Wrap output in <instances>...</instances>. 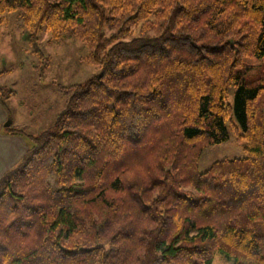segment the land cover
Masks as SVG:
<instances>
[{
	"label": "trees",
	"instance_id": "1",
	"mask_svg": "<svg viewBox=\"0 0 264 264\" xmlns=\"http://www.w3.org/2000/svg\"><path fill=\"white\" fill-rule=\"evenodd\" d=\"M9 11L31 52L67 34L99 71L60 86L1 176L0 264H264V0H0V25ZM230 132L244 154L200 170Z\"/></svg>",
	"mask_w": 264,
	"mask_h": 264
},
{
	"label": "rangeland",
	"instance_id": "2",
	"mask_svg": "<svg viewBox=\"0 0 264 264\" xmlns=\"http://www.w3.org/2000/svg\"><path fill=\"white\" fill-rule=\"evenodd\" d=\"M0 25V84L13 89L7 110L14 117L10 125L21 133H36L48 127L64 106L68 94L60 86L82 82L97 74L99 68L86 63L82 57L86 47L75 37L64 35L60 40L49 39L47 32L39 38L40 52L29 49L27 32L21 21V12H4ZM49 39V40H48ZM232 93L229 94V100ZM7 104V105H8ZM29 141V140H28ZM243 150L234 133L218 144L206 147L198 161L200 170L223 157H241ZM212 264H232L219 252Z\"/></svg>",
	"mask_w": 264,
	"mask_h": 264
},
{
	"label": "crops",
	"instance_id": "3",
	"mask_svg": "<svg viewBox=\"0 0 264 264\" xmlns=\"http://www.w3.org/2000/svg\"><path fill=\"white\" fill-rule=\"evenodd\" d=\"M11 98L12 95L7 100L9 101ZM7 106H10V104ZM8 119L11 120V123L14 122L12 114L0 103V178L5 171L21 159L29 143L28 137L21 132H13L7 129L8 126L4 124Z\"/></svg>",
	"mask_w": 264,
	"mask_h": 264
},
{
	"label": "water",
	"instance_id": "4",
	"mask_svg": "<svg viewBox=\"0 0 264 264\" xmlns=\"http://www.w3.org/2000/svg\"><path fill=\"white\" fill-rule=\"evenodd\" d=\"M230 42L232 43V40L230 39ZM10 123H11V120L10 119H8L6 122H5V124L4 125H6V126H9L10 125Z\"/></svg>",
	"mask_w": 264,
	"mask_h": 264
}]
</instances>
